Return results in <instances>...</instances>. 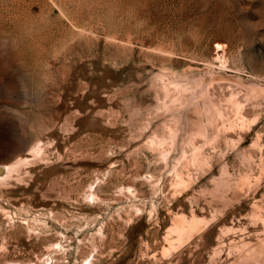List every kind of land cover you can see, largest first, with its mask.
<instances>
[{
  "label": "rangeland",
  "instance_id": "374dc122",
  "mask_svg": "<svg viewBox=\"0 0 264 264\" xmlns=\"http://www.w3.org/2000/svg\"><path fill=\"white\" fill-rule=\"evenodd\" d=\"M0 167V264H264V0H0Z\"/></svg>",
  "mask_w": 264,
  "mask_h": 264
},
{
  "label": "water",
  "instance_id": "95a60500",
  "mask_svg": "<svg viewBox=\"0 0 264 264\" xmlns=\"http://www.w3.org/2000/svg\"><path fill=\"white\" fill-rule=\"evenodd\" d=\"M3 173V169L0 167V174H2Z\"/></svg>",
  "mask_w": 264,
  "mask_h": 264
},
{
  "label": "bare ground",
  "instance_id": "6f19581e",
  "mask_svg": "<svg viewBox=\"0 0 264 264\" xmlns=\"http://www.w3.org/2000/svg\"><path fill=\"white\" fill-rule=\"evenodd\" d=\"M6 169V167H4Z\"/></svg>",
  "mask_w": 264,
  "mask_h": 264
}]
</instances>
